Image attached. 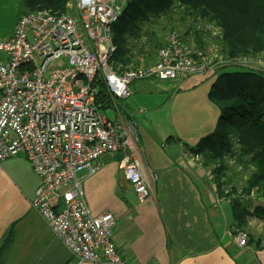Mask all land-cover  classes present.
I'll use <instances>...</instances> for the list:
<instances>
[{"label":"built area","instance_id":"2783aa9c","mask_svg":"<svg viewBox=\"0 0 264 264\" xmlns=\"http://www.w3.org/2000/svg\"><path fill=\"white\" fill-rule=\"evenodd\" d=\"M130 1L70 0L63 13L28 11L12 35L0 39V161L24 153L40 180L31 207L79 262L125 264L113 239V216L90 212L77 172L92 175L102 154H118L137 200L150 194L137 154L136 122L99 110L93 82L101 79L117 109L115 102L131 95L135 80L191 79L224 66L264 69L261 57L226 59L213 46H188L176 30L165 35L152 61L117 68L111 25ZM183 156L199 161L187 150ZM211 186L217 202H229ZM227 234L246 245L245 230L230 226Z\"/></svg>","mask_w":264,"mask_h":264},{"label":"crops","instance_id":"0c3cea01","mask_svg":"<svg viewBox=\"0 0 264 264\" xmlns=\"http://www.w3.org/2000/svg\"><path fill=\"white\" fill-rule=\"evenodd\" d=\"M23 2L0 0V39L12 35ZM212 80H135L131 95L119 100L113 118L118 112L136 122L138 159L150 184L145 200H137L118 154H102L92 175L76 173L90 212L113 216L125 264H264V218H248L247 242L239 246L227 234L229 202H217L208 169L183 156L216 123L218 110L207 98ZM155 93L154 102L138 99ZM39 182L24 153L0 161V242L7 238L0 264H93L77 261L31 207Z\"/></svg>","mask_w":264,"mask_h":264},{"label":"trees","instance_id":"16d2710c","mask_svg":"<svg viewBox=\"0 0 264 264\" xmlns=\"http://www.w3.org/2000/svg\"><path fill=\"white\" fill-rule=\"evenodd\" d=\"M66 3L67 0H24L21 14L34 10L63 13L67 11ZM175 9L181 20L191 18L193 24L186 27L184 35L193 38L200 49L211 26L218 30L212 46L219 47L218 53L226 59H253L264 51V0H131L111 25L114 65L119 69L139 65L147 44L148 54L153 50L156 53L163 38L145 30V26L154 18L171 19ZM260 57L264 59V55ZM153 59L154 56L144 64ZM226 68L216 69L207 91V98L218 110L214 128L186 148L199 156V163L213 175L217 195L229 198L232 226L244 230L248 218H264V69L237 65ZM93 86L97 90V108L106 111L111 99L104 83L97 79ZM228 160L249 170L240 188L233 186L225 174ZM252 197L260 202L249 206L247 201ZM6 241L4 237L0 242V254Z\"/></svg>","mask_w":264,"mask_h":264},{"label":"rangeland","instance_id":"374dc122","mask_svg":"<svg viewBox=\"0 0 264 264\" xmlns=\"http://www.w3.org/2000/svg\"><path fill=\"white\" fill-rule=\"evenodd\" d=\"M69 1L70 0H67V2H69ZM66 9H68V7H66ZM191 24H193V22L191 23V18H186L184 20H181V15L179 13V10L178 9H175L174 12L172 13L171 19H164V18H159L158 19V18H154L153 21L151 22V24H146L145 30H149V32L153 31V32H155V34H156L157 37L158 36H161L162 38H164L165 35L170 30H176L179 34H182L184 36V38H187L188 39V41L186 40V42H187L186 44H188V45H195V41H194L193 38H189V37H187V36L184 35L185 34L186 27L188 25H191ZM214 34H215V31L210 30L209 33L207 34V36L204 39L205 40L204 41L205 42V45L204 46H205V50L206 51H208L207 49L212 46V43L215 42V40L213 38ZM189 36H190V34H189ZM216 48L213 47V50H218L219 49V47H216ZM148 51H149V46L147 44L143 48V51H142L143 53L140 54L141 55V57H140L141 63L147 62L148 60H150L154 56L155 50H153V51L151 50L152 52L150 51L151 52L150 55L148 54ZM263 55H264V51H262L260 53H256L254 57H256V56H259L260 57V56H263ZM235 67L236 66H227L226 69L235 68ZM215 71L216 70H212L211 72L205 73V74H203L201 76L194 77V78H201V77H204V78H207V77L208 78H213L214 75H215ZM156 98H158V94L157 93H155L152 96L151 95H147V96L139 95L138 96V99L140 101H142V102H154V101L157 100ZM118 102H115V107L116 108H117ZM114 110L116 111V109L112 107V102H111L110 108L107 109L105 111V113H106L107 116L113 118L115 116ZM185 149H187V148H185ZM198 159L200 160V157H198ZM197 163H199V161ZM227 163H228L229 170L225 171V174H227L230 177L231 184L233 186H235L236 188L242 187L244 185L245 179L247 178V176L249 174V170H247V169L244 170L241 167H237L235 165V163H233V161H230V160H228ZM209 182H210V184L211 183H214L215 184L214 177H213V179L209 180ZM211 189H212V186H211ZM254 194H255V192H253V195ZM221 202H224V201H221ZM247 202H248L249 206H253L256 203H259L260 201H258L256 199V197H254V198L252 197ZM229 211H230V209L228 208L227 209V212H228V214L230 216V212Z\"/></svg>","mask_w":264,"mask_h":264}]
</instances>
